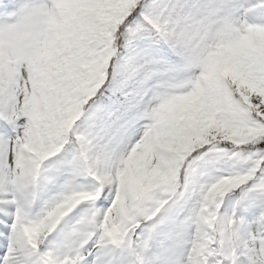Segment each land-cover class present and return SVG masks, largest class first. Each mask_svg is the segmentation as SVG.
<instances>
[{
    "label": "snow or ice",
    "instance_id": "snow-or-ice-1",
    "mask_svg": "<svg viewBox=\"0 0 264 264\" xmlns=\"http://www.w3.org/2000/svg\"><path fill=\"white\" fill-rule=\"evenodd\" d=\"M0 264H264V0H0Z\"/></svg>",
    "mask_w": 264,
    "mask_h": 264
}]
</instances>
